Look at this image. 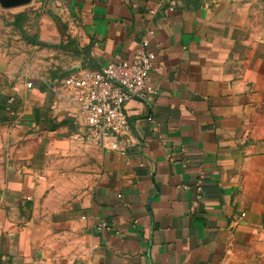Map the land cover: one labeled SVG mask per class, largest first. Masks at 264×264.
Returning a JSON list of instances; mask_svg holds the SVG:
<instances>
[{"label": "crops", "instance_id": "obj_1", "mask_svg": "<svg viewBox=\"0 0 264 264\" xmlns=\"http://www.w3.org/2000/svg\"><path fill=\"white\" fill-rule=\"evenodd\" d=\"M1 1L0 264H264V0ZM148 31L123 145L72 139L60 80Z\"/></svg>", "mask_w": 264, "mask_h": 264}, {"label": "built area", "instance_id": "obj_2", "mask_svg": "<svg viewBox=\"0 0 264 264\" xmlns=\"http://www.w3.org/2000/svg\"><path fill=\"white\" fill-rule=\"evenodd\" d=\"M176 3L177 0L171 2ZM150 35L148 31L142 38L132 61L115 56L114 61L99 70L72 72L60 80V85L69 93V101L77 109L76 120L85 127L83 132L73 133L72 139L101 149L106 148L109 138L123 145L130 131L125 104L143 100L155 92L149 82L156 60L155 53L148 48Z\"/></svg>", "mask_w": 264, "mask_h": 264}, {"label": "water", "instance_id": "obj_3", "mask_svg": "<svg viewBox=\"0 0 264 264\" xmlns=\"http://www.w3.org/2000/svg\"><path fill=\"white\" fill-rule=\"evenodd\" d=\"M28 0H2L1 3L6 8L19 7L24 5Z\"/></svg>", "mask_w": 264, "mask_h": 264}]
</instances>
